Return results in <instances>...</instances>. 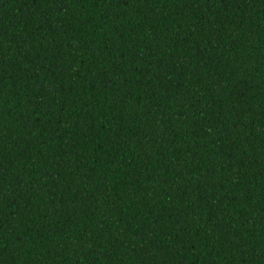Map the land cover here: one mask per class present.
I'll list each match as a JSON object with an SVG mask.
<instances>
[{
	"label": "trees",
	"instance_id": "1",
	"mask_svg": "<svg viewBox=\"0 0 264 264\" xmlns=\"http://www.w3.org/2000/svg\"><path fill=\"white\" fill-rule=\"evenodd\" d=\"M0 264H264V0H0Z\"/></svg>",
	"mask_w": 264,
	"mask_h": 264
}]
</instances>
